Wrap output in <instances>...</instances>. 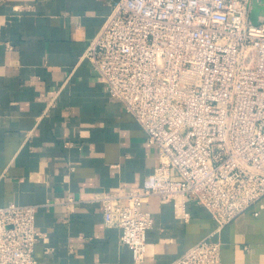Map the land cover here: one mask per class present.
Masks as SVG:
<instances>
[{
	"label": "built area",
	"instance_id": "built-area-1",
	"mask_svg": "<svg viewBox=\"0 0 264 264\" xmlns=\"http://www.w3.org/2000/svg\"><path fill=\"white\" fill-rule=\"evenodd\" d=\"M251 4L116 0L85 50L97 80L158 153L140 187L96 198L134 264L143 262L154 224L145 198L171 203L183 222L193 200L215 222L210 237L170 264H222L212 237L264 199V21H250ZM37 208L0 207V264H38Z\"/></svg>",
	"mask_w": 264,
	"mask_h": 264
},
{
	"label": "crops",
	"instance_id": "crops-1",
	"mask_svg": "<svg viewBox=\"0 0 264 264\" xmlns=\"http://www.w3.org/2000/svg\"><path fill=\"white\" fill-rule=\"evenodd\" d=\"M114 1L0 0V207L37 205L38 264H134L96 198L140 187L158 153L84 58ZM260 203L212 237L222 264H264ZM144 208L154 224L141 264H170L215 229L193 200L188 222L156 197Z\"/></svg>",
	"mask_w": 264,
	"mask_h": 264
},
{
	"label": "rangeland",
	"instance_id": "rangeland-1",
	"mask_svg": "<svg viewBox=\"0 0 264 264\" xmlns=\"http://www.w3.org/2000/svg\"><path fill=\"white\" fill-rule=\"evenodd\" d=\"M249 18L254 24L264 20V0H252Z\"/></svg>",
	"mask_w": 264,
	"mask_h": 264
}]
</instances>
